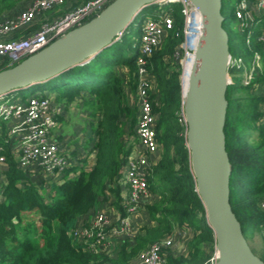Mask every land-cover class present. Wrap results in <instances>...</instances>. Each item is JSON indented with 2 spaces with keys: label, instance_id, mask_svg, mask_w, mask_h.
Masks as SVG:
<instances>
[{
  "label": "trees",
  "instance_id": "16d2710c",
  "mask_svg": "<svg viewBox=\"0 0 264 264\" xmlns=\"http://www.w3.org/2000/svg\"><path fill=\"white\" fill-rule=\"evenodd\" d=\"M21 1L0 0V13ZM88 1L76 0L74 4ZM149 7L159 8L160 13L163 10L174 18V27L168 30L161 46L147 57L144 65L155 79L151 97L158 114L157 137L161 147V158L153 165L149 177L150 189L155 194L147 205L151 224L135 235L134 243L122 240L114 253L108 254L80 242L74 233L79 227L88 226L93 215L112 197L111 202L121 216L127 215L120 181L136 136L140 71L137 56L142 24L147 17L159 13L152 10L147 15L145 9ZM145 9L130 25L136 31L132 38L129 26L115 43L91 61L41 83L42 97L52 92L58 102L82 98L81 105L90 116L96 156L91 164L86 156L79 158L80 165L74 163L61 172L56 169L55 176L41 174L33 178L7 151L8 168L0 169V264H129L150 244L172 235L176 227H191L193 236L184 254L168 253V248L165 249V264H206L209 260L215 237L196 191L183 114L182 67L175 61V53L184 41L182 5L168 2ZM235 10L229 15L223 0L224 26L229 32L232 57H243L248 66L254 60V52H261L258 37L264 23H254L248 41L250 28L240 26ZM17 63H11L9 57H0V70ZM244 70L243 66L229 67L232 82L227 89L225 132L232 164L231 203L249 240V234L264 224V210L260 206L264 197V112L261 108L264 98L254 93L255 83L261 76L258 74L251 84L245 85L242 83ZM254 131L257 135L251 143ZM1 132L5 133V129ZM110 255L116 258L113 260ZM261 258L264 260V254Z\"/></svg>",
  "mask_w": 264,
  "mask_h": 264
},
{
  "label": "built area",
  "instance_id": "2783aa9c",
  "mask_svg": "<svg viewBox=\"0 0 264 264\" xmlns=\"http://www.w3.org/2000/svg\"><path fill=\"white\" fill-rule=\"evenodd\" d=\"M113 0H90L68 9L54 18L45 19L34 26V20L45 11H53L64 6L66 0H29L22 9H17L0 20V57H9L11 62L38 52L69 30L76 28L98 15ZM182 5L184 15V41L186 61L192 55L203 32L202 16L198 8L190 0H172ZM256 4L264 10V0ZM236 17L242 27L250 28L248 41L253 34L255 17L247 0H239L235 10ZM174 27V18L170 14L159 12L155 17H147L142 24V33L137 56L140 66L136 91L138 121L136 139L122 169L121 182L126 187L122 203L126 206L127 215L112 217L109 213L99 210L88 226H81L75 231L80 242L100 252L113 254L116 247L125 237L136 234L132 215L147 207L155 198L150 189L149 177L153 165L161 158V147L157 137L158 114L154 109L151 97L155 79L144 67L147 57L161 46L169 29ZM25 31L26 34L20 35ZM18 35V36H17ZM122 35H119L118 39ZM258 40L264 43V30ZM254 60L249 67L243 57H232L230 66H243V84L253 82L256 69L261 65V55L254 52ZM185 61V63H186ZM20 98L0 97V120L6 121V138L0 142V169L8 168L7 151L12 154L19 167L27 170L32 176H55L58 172L71 165L63 153L61 144L54 138L57 116L61 108L54 104L49 96H32L26 101ZM264 112V104L262 106ZM1 133V132H0ZM264 210V197L260 202ZM173 236L150 244L129 264H165L164 250L170 248ZM218 253L214 248L206 264H215Z\"/></svg>",
  "mask_w": 264,
  "mask_h": 264
},
{
  "label": "water",
  "instance_id": "95a60500",
  "mask_svg": "<svg viewBox=\"0 0 264 264\" xmlns=\"http://www.w3.org/2000/svg\"><path fill=\"white\" fill-rule=\"evenodd\" d=\"M159 1L113 0L84 24L0 70V97L44 83L73 66L91 61L115 43L146 7ZM190 1L201 13L203 32L182 95L183 114L196 191L215 237V264H264L252 249L231 203L232 164L225 125L232 54L229 32L224 26L223 0Z\"/></svg>",
  "mask_w": 264,
  "mask_h": 264
},
{
  "label": "crops",
  "instance_id": "0c3cea01",
  "mask_svg": "<svg viewBox=\"0 0 264 264\" xmlns=\"http://www.w3.org/2000/svg\"><path fill=\"white\" fill-rule=\"evenodd\" d=\"M247 1H248L249 6H250V10H251L253 16L255 17V24H257L259 21H263V23H264V10H261L259 8V6L256 4L257 0H247ZM75 2H76V0H66L65 5L59 7L56 10H53L54 12L51 16H48L46 14L48 11H45L44 13L39 15L34 20V22H33L34 26L38 27V25L41 24V22L44 21L45 19L54 18L55 16H58V15L64 13L65 11H67L68 9L72 8L73 6H76L74 4ZM253 27H254V25H253ZM252 29L254 30V28H252ZM263 30H264V24L261 27V33L263 32ZM24 34H26L25 31L21 32L19 34V36L24 35ZM262 43L263 42H261V52L257 51L261 55V65L259 68L256 69V72H255V76H258V74H259L261 76V78L259 79V81H257L255 83L254 93L257 95H260L264 98V43L263 44ZM193 62H194V60H193ZM193 62H192V65H193ZM123 70H125V68ZM254 79H255V77H254ZM16 95L17 94L15 92H13L7 96L15 98ZM49 95H50L49 97L54 102V104H56L57 106H59L61 108V114L57 116V125L54 129V138L56 140H58V142L61 144V146L63 148L62 149L63 153L68 158L71 165L74 163L76 165H80L82 163V161H79V158L86 157V156L88 157V163L89 164L93 163L94 160L92 158H95V156H96V152H95V150H93L95 138H94V140L91 138L92 132H91L90 125H89V128L84 129V133L87 136L86 140H84V141H80V139L78 140V136L76 137V135H74V134L72 135L71 131L67 132L66 128L64 127L66 125H63V124H66L65 122H67V119H69L67 117V114H68L67 108L70 107L75 101L76 102L82 101V98H77L76 100H74L72 102H66V101L58 102L55 99V94H53L52 92H49ZM263 104H264V101L262 103V106H263ZM80 106H81V109H84V107L81 104H80ZM262 106H261V108H262ZM85 112H86L87 116L90 117L88 115V112L87 111H85ZM83 114L85 115V113L82 112L81 117L84 116ZM73 116H75V115H73ZM87 116L85 115L84 119H86ZM6 124H7L6 122L5 123L0 122V128L1 129L3 128V131L6 128ZM133 139L135 140L136 136ZM89 152H90V155H89ZM61 175H63V173H61L60 176ZM73 175H74V173L72 171V176ZM32 177L37 178L36 176H32ZM120 183H121V197H123V195L126 192V187L124 186V184L121 181H120ZM113 200H114V198L112 197L110 201L105 202L102 205L101 210L109 213L112 217H117L120 215L119 214L120 211L112 204L111 201H113ZM132 223H133L136 234L144 226L151 224V218L148 214L147 207H142L139 212H136L132 215ZM262 227H264V224L262 225ZM135 235H133L131 237H125L123 240L129 239V241H131V243H134L135 242ZM170 236H173L174 244L170 248H168L167 252L172 253V254H176V255L184 254L187 252V245L193 236V230L191 227H187V228L176 227L174 230V233ZM263 244L264 243L262 242V247L264 248ZM212 252H213V250L211 251V253ZM263 252H264V250H263Z\"/></svg>",
  "mask_w": 264,
  "mask_h": 264
},
{
  "label": "rangeland",
  "instance_id": "374dc122",
  "mask_svg": "<svg viewBox=\"0 0 264 264\" xmlns=\"http://www.w3.org/2000/svg\"><path fill=\"white\" fill-rule=\"evenodd\" d=\"M28 1L29 0H22L15 7L11 8V9H7V10L3 11L2 13H0V20L2 19L3 16L10 15L12 12H14L17 9H22L24 7V5ZM164 2H165V0H160L158 4L159 5L160 4H164ZM225 2H226V5H227V8H228L229 15L230 14L233 15L234 14V9L237 7L238 1L237 0H225ZM152 10H153V12L161 11V10H159V8L157 9L156 7H154V8L153 7L152 8L149 7L148 10L145 9L146 14L148 15L150 13V11H152ZM53 12L54 11L51 10V11H48L46 14L48 16H51L53 14ZM162 12L164 13L163 10H162ZM237 21H238V19H237ZM238 23H239V21H238ZM238 26H239V24H238ZM235 27H236L235 25H232V28H235ZM133 28H134L133 25L130 26V29L132 31L131 38L136 33V31ZM182 44L179 46V48L177 49V51L175 53V58H176L175 61L180 63L181 67H182L181 85H182V95H183V88H184L183 73H184V66H185V61H186V51L183 48ZM251 65H252V62H249L248 66L250 67ZM187 70H188V68H187ZM230 80L232 82L231 76H230ZM242 83H243V81H242ZM43 91H44V87L42 86V84H36V85H33L31 87H28V88H24V89H20V90L14 91L17 94L14 99L20 98L19 102L21 100L22 101L23 100L26 101L27 99H29L32 96H39L40 94H43ZM132 98H131V103L134 102L133 101L134 100V96H132ZM81 103H82L81 101H78V102L75 101L70 107L67 108V110H68L67 117L69 119H67V122H65L66 124H63V125H66L64 127L66 128L67 132L71 131L72 135L74 134V135H76V137L78 136V140L80 139V141H84L87 138L86 134L84 133V129L89 128L90 117L87 116V114H86L84 109H81V106H80ZM82 112H84L85 115L87 116L86 119H84L85 118L84 114H83L84 116L81 117L82 116ZM73 115H75V116H73ZM2 130H3V128L0 130V132ZM6 135L7 134H3L2 132L0 133V142L3 141V139L6 138ZM255 135H257L256 131H254V135H253V138L251 139V143H254ZM92 159L95 160V158H92ZM249 242H250L251 247L254 250V252L261 257L264 254L263 253L264 248L262 247V242L264 243V227H262L260 230H257L252 235L249 234ZM110 257L113 258V260L116 258L115 255H110ZM106 264H113V263L109 262V263H106Z\"/></svg>",
  "mask_w": 264,
  "mask_h": 264
},
{
  "label": "bare ground",
  "instance_id": "6f19581e",
  "mask_svg": "<svg viewBox=\"0 0 264 264\" xmlns=\"http://www.w3.org/2000/svg\"><path fill=\"white\" fill-rule=\"evenodd\" d=\"M194 60V56L192 55L190 58H188V60L185 63L184 66V73H183V83H184V88L183 91L185 92L188 86V82H189V76H190V72L192 69V62ZM188 68V70H187ZM185 78V79H184Z\"/></svg>",
  "mask_w": 264,
  "mask_h": 264
}]
</instances>
